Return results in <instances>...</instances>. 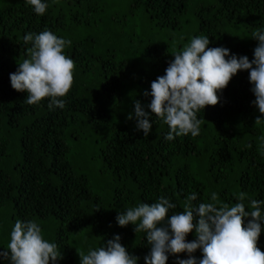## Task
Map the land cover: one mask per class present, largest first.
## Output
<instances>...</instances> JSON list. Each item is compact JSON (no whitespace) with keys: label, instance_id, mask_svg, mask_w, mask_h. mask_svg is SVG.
<instances>
[{"label":"trees","instance_id":"16d2710c","mask_svg":"<svg viewBox=\"0 0 264 264\" xmlns=\"http://www.w3.org/2000/svg\"><path fill=\"white\" fill-rule=\"evenodd\" d=\"M42 2L48 8L38 15L26 0H0V251L17 220H33L60 247L57 264H80L77 249L87 254L115 234L145 264L146 234H136L131 223L120 227L118 212L163 195L177 205L169 215L179 213L193 192V204L212 202L216 192L218 203L230 207L244 192L247 211L251 200H264V114L251 103L247 70L218 91L217 105L197 114L196 137L165 140L169 126L155 115L144 137L135 119H127L136 100L150 103L145 90L174 59L165 32L186 27L190 7L191 39L208 36L209 47L251 60L258 44L251 35L264 31V0H130L131 15L113 10L108 0ZM136 20L144 25L139 32ZM44 30L71 41L64 53L75 62L74 83L62 109L50 110L48 98L29 105L27 92L10 83L9 74L28 58L31 45L23 36ZM244 219L246 225L250 218ZM258 246L264 251V221ZM167 264H175V256L169 254Z\"/></svg>","mask_w":264,"mask_h":264},{"label":"clouds","instance_id":"9594fccd","mask_svg":"<svg viewBox=\"0 0 264 264\" xmlns=\"http://www.w3.org/2000/svg\"><path fill=\"white\" fill-rule=\"evenodd\" d=\"M38 15H43L48 4L42 0H26ZM251 38L258 41L253 59L247 55L230 54V49L209 47L208 36L193 37L182 51L172 53L174 59L168 62L165 74L151 82L150 91L144 96L151 97L150 103L134 102L137 131L144 137L151 133L153 122L150 115L163 120L170 131L165 140L200 134L202 120L198 113L206 106L219 103L218 91L225 89L238 71L249 72L250 91L255 95L251 103L264 114V31L256 30ZM23 43L28 58L18 63L15 72L9 74L11 87L18 92H27L25 102L39 105L48 98V107L64 108L65 97L74 83L75 62L65 55L70 40L58 37L49 30L39 34L27 33ZM145 108L150 111H146ZM261 116L255 121L259 123ZM246 193L240 192L234 206L219 204L216 192L211 193L212 202L193 204L197 194L187 197L182 212L170 210L177 207L170 198L161 195L155 202L141 203L118 212L115 217L120 227L130 223L133 231L146 234L150 252L144 256L145 264H167L169 254L175 256V264H264V251L258 246L264 215L261 205L264 200H251V211L245 208ZM247 220L245 225V219ZM189 234L195 239L188 241ZM121 236L115 234L104 241L103 246L89 249L87 254L77 249L80 264H138L140 257L130 254L121 244ZM197 250L201 257L194 255ZM186 253L182 259L178 254ZM60 247L46 240L36 221L17 220L10 232L7 247L0 251V259L8 264H57L62 259Z\"/></svg>","mask_w":264,"mask_h":264},{"label":"rangeland","instance_id":"374dc122","mask_svg":"<svg viewBox=\"0 0 264 264\" xmlns=\"http://www.w3.org/2000/svg\"><path fill=\"white\" fill-rule=\"evenodd\" d=\"M206 1H209V0H206ZM108 3H109V6H111V8H113V10H116V11L122 13V14L131 15L132 13H136V10H133L130 7V0H108ZM194 17L195 16L193 15L192 8L190 7L189 12L184 16V19H187V20L191 21L187 25V26H191V27L188 28L186 26L181 31H179V32H177L175 34L171 33V31L165 32L167 37H169V38L172 37V41H171V43H169L167 45V47L168 48L170 46L175 47V48L171 49V56L172 57H174L172 55V53H176V52L182 51L183 48L185 47V45H187L189 40L191 39V35H192L191 33H193L192 31L195 28L193 26L194 25V20H195V19H193ZM135 24L137 26V31L138 32L140 31V29H142L144 27V25L142 23L140 24V22L137 21V20L135 21ZM180 44H182V45L179 46Z\"/></svg>","mask_w":264,"mask_h":264}]
</instances>
